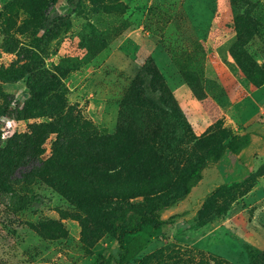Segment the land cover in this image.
Segmentation results:
<instances>
[{
	"label": "rangeland",
	"instance_id": "1",
	"mask_svg": "<svg viewBox=\"0 0 264 264\" xmlns=\"http://www.w3.org/2000/svg\"><path fill=\"white\" fill-rule=\"evenodd\" d=\"M69 1L44 0L48 10L30 16L29 1L0 0V110L10 99H26L24 122L5 126L9 135L36 139L35 159L1 153L13 168L2 170L0 181L25 180L46 199L26 213L0 204V264H92L115 253L105 230L39 186L40 178L75 176V185L83 181L103 198L147 199L154 206L155 198L173 196L210 153L243 134L250 143L240 153L204 170L189 195L160 214L169 225L139 234L145 246L128 264L258 263L264 253V14L257 12L264 13V0H249L255 8L241 15L247 18L241 31L230 4L236 0H79L74 13ZM235 6L240 14L248 9ZM52 8L56 20L45 33ZM98 34L105 49L90 58L82 43ZM147 58L172 101L123 105ZM28 87L47 94L38 101L27 96ZM118 129L121 137L110 147ZM133 146L141 153L137 161L157 169L124 183L110 164ZM65 164L73 169L60 172Z\"/></svg>",
	"mask_w": 264,
	"mask_h": 264
},
{
	"label": "trees",
	"instance_id": "2",
	"mask_svg": "<svg viewBox=\"0 0 264 264\" xmlns=\"http://www.w3.org/2000/svg\"><path fill=\"white\" fill-rule=\"evenodd\" d=\"M27 8L30 16H38L44 14L48 10V5L44 0H27ZM79 0H70L68 3L71 12H75L78 8ZM251 1V0H250ZM245 4L248 9L243 14H240L239 6L237 3ZM234 23L237 29L247 28L245 16L246 13L255 8L249 0H236L230 1ZM260 15V11L257 12ZM56 20V12L52 8L49 10L48 17L45 19L42 28L45 33H48V25L54 23ZM248 24L252 22L248 19ZM242 31L240 35H244ZM241 39V37H239ZM82 47L86 49V53L90 58H94L102 50L105 49L104 40L101 34L91 35L87 38L86 42L82 43ZM160 45V44H159ZM167 54L175 61V57L171 52L166 49ZM187 77V76H186ZM184 80H186L184 78ZM48 89L34 90L28 87L29 97L38 98L47 94ZM26 99H10L8 103L0 110V173L2 170L13 168L12 161L9 159L4 160L1 153L4 150L12 151L11 155H16L18 160L24 157L36 156L35 141L27 140L26 136L30 134L14 132L9 135L6 128L7 123H22L25 119V111L23 109V102ZM172 101V95L167 90L163 76L158 72L157 67L152 58H147L142 66L139 68L135 78L130 83L127 95L123 100V105H137L140 107H157L159 102ZM118 136L111 139L112 146L115 147L121 137L120 129L117 131ZM116 134V135H117ZM264 139V136H263ZM250 143V136L243 134L240 136L230 137L224 144L220 145L215 151L210 153L206 160L200 165L194 167L188 172L174 187V195L171 197L159 196L153 200L154 206L145 199L141 202H129L125 200H113L101 197L96 191L86 189L84 182H79V187L75 185V176L69 180L62 177L56 178H40L39 186L51 190L54 194L58 195L62 200L68 203L74 211L83 215L85 218L90 219L98 227L105 230L110 242L114 248L115 253L108 257H97L92 264H128L135 255V252L143 249L145 243L138 238L139 234L145 228L157 231L160 228L169 225L161 219L160 214L184 200L202 178L204 170L217 165L226 154L237 155L246 145ZM41 145V144H40ZM10 155V156H11ZM141 155L140 151L135 146L127 149L114 159L111 163V170L116 171L115 179H122L128 182L124 183H137L136 178H133V173H143L146 177L157 169V165L153 163H146L144 160L137 161ZM14 159V158H13ZM17 164L18 161H13ZM84 166V165H83ZM73 169L65 164V167H60V172L64 169ZM59 170H56L59 172ZM75 171V170H74ZM5 172V171H4ZM76 174V171H75ZM102 176V175H101ZM124 177V178H123ZM112 177H109V182H112ZM140 182V181H139ZM77 186V187H76ZM37 187L30 185L27 181H10L4 183L0 181V204L9 207L15 212L26 213L34 211L41 207L46 199L37 191ZM98 197H96V194ZM198 219L203 216V211H198ZM249 264H264V253L259 255L258 263L251 262Z\"/></svg>",
	"mask_w": 264,
	"mask_h": 264
},
{
	"label": "crops",
	"instance_id": "3",
	"mask_svg": "<svg viewBox=\"0 0 264 264\" xmlns=\"http://www.w3.org/2000/svg\"><path fill=\"white\" fill-rule=\"evenodd\" d=\"M131 35V34H130Z\"/></svg>",
	"mask_w": 264,
	"mask_h": 264
}]
</instances>
